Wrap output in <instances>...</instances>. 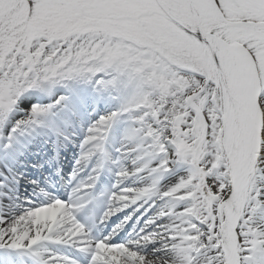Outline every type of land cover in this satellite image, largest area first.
I'll return each instance as SVG.
<instances>
[{"label":"snow or ice","instance_id":"obj_1","mask_svg":"<svg viewBox=\"0 0 264 264\" xmlns=\"http://www.w3.org/2000/svg\"><path fill=\"white\" fill-rule=\"evenodd\" d=\"M0 264H264V0H0Z\"/></svg>","mask_w":264,"mask_h":264}]
</instances>
